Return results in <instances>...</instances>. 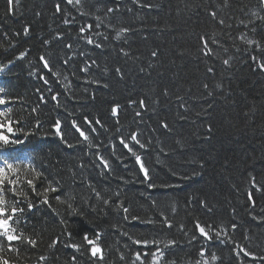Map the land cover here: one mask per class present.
<instances>
[{"label":"trees","instance_id":"obj_1","mask_svg":"<svg viewBox=\"0 0 264 264\" xmlns=\"http://www.w3.org/2000/svg\"><path fill=\"white\" fill-rule=\"evenodd\" d=\"M57 2L60 0H20L15 14H8L7 0H0V45L3 46L0 47V68L13 61L0 71V88L5 89L4 95L11 101L0 106V111L10 107L11 118L20 121L19 124L14 123L13 128H23L31 133L20 138L26 139L25 145L34 156L32 168L43 174L36 178L31 169L23 167L18 173L21 188L37 205L32 212L25 214L27 223H24L25 218H21L20 227L38 242L36 248L26 243L16 245L20 249L18 264H70L74 250L60 244L53 251L48 247L51 241L61 236L63 243H81L85 232L92 237L96 231L102 233L100 244L107 256L105 264H111V261L132 264L135 252L154 250L133 244L129 236L149 241H178V246L170 249L166 256L167 259H175L177 264H195L202 246L208 253L221 258L215 264H240L241 259L243 264H264V260L259 259L264 257V191H256L251 182L255 177L257 186H264V74L253 70L254 65L244 52L247 46L239 40L233 42L224 34L231 32L232 37H236L239 32L246 31L237 29L236 25L240 20L251 18V12L258 7L257 0H230L228 8L217 7L222 5V0H148L156 5L150 10L138 8L130 0H120L121 11L112 17L104 15L105 4L115 7L109 0H90L85 10L91 11V16L82 17L72 5H62L77 19V23L70 27L62 24L60 16L53 15ZM127 8L133 11L128 12ZM212 10H217L233 28L214 22L208 15ZM37 12L42 15L37 16ZM95 15L101 16L105 24L111 19L117 28L130 26L138 30L133 32L129 45L125 47H130L132 54L141 59L133 62L119 55L118 48L124 45L111 39L114 35L111 29H99L110 34L102 50L76 40L78 26L95 24ZM25 25L30 27L27 37L22 34ZM258 27L264 25L258 22ZM57 31H71V35H65L62 42L53 40L52 44L44 45L43 40L52 39ZM201 34L214 35L228 51L213 46L215 55L203 56L199 44ZM261 36L264 32L256 34V38ZM66 42L73 43L71 52L64 48ZM233 43L241 51L237 52ZM156 48L160 50V56L155 67L140 73L139 67L147 68L149 52ZM80 51L96 59L101 69L107 66L109 74L105 76L95 67L89 74L80 72L86 57L79 55L69 65H63L65 52L71 55ZM21 52H27V55L24 59H17ZM41 55L50 58L53 71L61 73L59 77L43 68L39 60ZM228 56L234 57L230 68L222 64V59ZM115 67L124 71L123 80L111 71ZM208 67H214V75L207 72ZM41 75L49 80L48 85L39 78ZM64 76L71 81L67 90L65 85L68 81ZM86 78L101 79L109 87L105 89L87 84L84 82ZM204 83L209 84V90L214 93L212 96H208L202 87ZM216 83H222L223 89H215ZM164 88L169 90L167 97L162 95ZM93 92L95 100L91 99ZM56 93H59L58 101H53L51 97ZM145 95L158 98L159 103L149 102V111L144 114L143 122L137 125L127 102L130 98ZM41 96L44 101H41ZM177 96L184 97L187 112L179 108L181 102ZM114 102L125 106L119 117L122 134L127 135L139 126L143 133L140 139L152 141L147 151L138 147L136 150L149 169L150 182L156 185L154 188H149L148 182L143 181L135 158L123 149L115 136H112V142L116 145V156L108 148L100 149L110 159L113 169L112 174L101 176V170L90 164L95 159L92 153L96 149L88 148L87 142H83L72 126L75 120L82 130H87L85 116L101 118L111 131L98 129V133L89 134L94 143L103 141L107 145L111 132L115 130L114 118L110 115ZM180 116L185 119H180ZM4 120L5 117H0V122ZM56 120L61 121L64 139L56 134ZM161 120L169 123L171 131L160 127ZM37 121L40 127L36 126ZM209 126L212 128L210 133ZM65 140L76 147L68 148ZM117 156L123 159V163ZM81 162L89 167L80 169L78 165ZM200 164L204 167L201 168ZM27 179L34 180L36 192L27 186ZM57 181L64 193L75 195L74 206L83 213L82 216L68 215L66 204L54 199L60 192L48 194L51 207L41 202L42 196L37 193H42L49 182L56 186ZM89 182L113 203L105 206L94 197L84 203L91 195L86 187ZM116 192L120 193L119 197L114 195ZM249 192L253 194L254 207L248 200ZM120 201L130 209L128 214L116 209ZM201 201H206L212 211L202 207ZM173 207L175 214L172 213ZM161 212L172 220V229L160 223ZM125 215L129 216L128 220L124 219ZM132 215L140 217V220H131ZM61 219L67 221V230L73 233L72 241L61 235L65 227L61 225ZM148 219L156 223L142 222ZM197 219L202 225L226 229L231 241L247 248L257 259L237 258L233 251L235 245L231 242L221 243L215 238L205 240L195 228ZM233 223L238 225L235 231L231 229ZM180 224H184L187 235L179 231ZM125 232L128 236L123 235ZM193 234L197 240L189 243ZM221 239L227 240L226 237ZM117 249L124 253V261L119 260ZM6 255L17 259V253ZM40 256H46L48 260L41 261ZM54 256L59 259H54ZM77 256V264H93L86 251L85 255Z\"/></svg>","mask_w":264,"mask_h":264},{"label":"snow or ice","instance_id":"obj_2","mask_svg":"<svg viewBox=\"0 0 264 264\" xmlns=\"http://www.w3.org/2000/svg\"><path fill=\"white\" fill-rule=\"evenodd\" d=\"M99 2V0H97ZM110 3L114 4L115 7H109L107 4H105V17H112L113 14L118 13L121 11V3L120 0H109ZM130 2L138 7V8H145V9H152L156 7V5H153L148 2V0H130ZM258 7L255 11L251 12V18L248 21L240 20L239 24L236 25V28H243L246 31H241L238 33L236 37H232L231 32L224 33L229 39L233 40H239L247 47L244 49L245 54L248 56L249 61L254 65V71H259L260 73L264 74V36H261L260 38H256V34L258 32H264V27H258V22L260 25H264V0H257ZM90 0H60V2H57L54 4V16H60L62 19V24L66 26H71L73 24L77 23L76 17L72 16L71 12H68L65 7H62V5H72L80 16H91L93 13L91 11L85 10V5H89ZM20 0H7V12L8 14H15V10L19 7ZM219 7L228 8L230 7V0H222V5H218ZM126 11L132 12V8H127ZM243 11V9H242ZM37 16L42 15V13L37 12ZM210 18L219 24L222 27H227L228 29H232L233 25L227 23L226 19L219 15V12L217 10H212L208 13ZM94 19L97 21L95 24H85L83 26H78V31L76 34L75 39L78 41H83L84 44L88 46H92L95 49H104L105 44L104 42L109 41L110 34H106L105 32L99 31L102 27L105 29H111V32L114 33V35H111V39L115 40L118 44L124 45L120 46L118 48V54L121 55L124 58H127L129 60H132L133 62L138 61L141 59L140 56H134L131 52L130 47H125L129 45L130 40L132 39V34L135 31H138L136 29H133L130 26H120L119 28L116 27L115 24L112 23V20L109 19L108 23L105 24L101 16L95 15ZM20 33H17L19 35ZM22 34L27 37L30 35V27L28 25H25L22 29ZM251 34V35H250ZM6 35V34H5ZM65 35H71V31L68 32H59L57 31L56 34L52 37V39H45L43 40L44 45H50L52 44L53 40L55 41H64ZM145 40L147 39L146 36L143 37ZM199 44H200V51L201 54L205 57L208 56H214L215 55V49H223L224 52L228 51V48L224 46V44L221 43L219 39H217L214 35L208 36L206 34H201L199 36ZM215 46V49L214 47ZM233 46H235V43H233ZM0 47H3L0 45ZM14 47V45H13ZM74 45L71 42L64 43V48L67 49L69 52L73 49ZM236 51L239 52L241 49L239 47H236ZM27 55V52H21L19 53V56L17 59H24V57ZM76 55H79L81 57H86V59L83 60L82 66L80 67V72L89 74L91 70L95 67L98 70L102 71V73L106 76L109 74L110 69L105 66L104 68H100V65L97 63L96 59L87 56V54L84 51H80L79 53L73 52L71 55H69L67 52L64 53L62 57V63L63 65L67 66L69 65L74 57ZM160 56V50L158 48L152 49L149 52L150 59L147 63V68L141 66L139 67L140 73H145L148 71V69L154 68L156 63L158 62V58ZM234 59L233 56H228L227 58L222 59V64L228 68L232 66V60ZM39 60L42 62L43 68L46 69L48 72L52 73L53 76L59 77L61 75L60 72L53 71L54 65L51 63L50 58L46 57L45 55H41L39 57ZM13 61H8V64H6L4 67L0 68V71H4L5 68H7L10 64H12ZM111 71H114L119 79H124V71L120 67H115ZM207 72L209 74H215L214 67H208ZM150 75V72L148 73ZM75 75V73H73ZM45 85L49 84V80L41 75L39 77ZM64 80L68 81V83L65 85L66 90L70 88L71 81L68 79L67 76H64ZM85 83L87 84H93L97 87H102L107 89L109 87V84L106 82H103L101 79L96 78H86ZM202 87L206 90L208 96H212L214 93L213 91L209 90V84L204 83ZM215 89L222 90L223 84L222 83H216ZM50 92L52 91L51 88L48 89ZM39 91V89H37ZM87 91V89H85ZM5 89L0 88V106L7 105L11 103L10 100L6 98L4 95ZM162 95L167 97L169 95V90L167 88H164L162 91ZM59 93H56L52 95L51 99L53 101H58ZM41 101H44V97H40ZM91 99L95 100V93L93 92L91 94ZM176 99L180 101L179 108L183 109L185 112L188 111L187 105L183 102L184 97L177 96ZM151 102L153 104H158L159 99H152L151 97H148L147 95L143 97H139L136 99L130 98L127 102V108L132 109L134 112V122L139 125L143 122V116L146 112L149 111L148 103ZM125 106L121 105L118 102H114L110 107V115L112 118H114V124H115V130L114 132H111V135L109 136V143L105 145L103 141L100 143H94L92 136L89 133H98V129H103L104 132H110L111 130L107 127V125L104 123V121L101 118H93L89 119V117H84V123L88 125L87 130H82L81 126L75 121H72V126L76 130V132L79 133V137L82 138L83 142H87L88 148H95L96 151L92 153V155L95 157L94 160L90 162L92 167H95L97 169H100V175L105 176L108 174H112V164L110 159L106 158L100 151L102 147L110 149L113 156H116V145L112 142V136H115L118 140L119 144L123 147V149L127 150V153H130L132 157L135 158L136 164L139 166V170L143 175V181L148 182L147 186L149 188H154L156 185L151 183V177L149 175V169L145 166L143 162V158L140 154L137 152V147L139 149L147 151L149 146L151 145L152 141L151 139H148L147 141H142L140 139L141 135H143L142 131L139 129V126H137L136 129L131 130L128 132L127 135L122 134L121 132V124H120V115L124 111ZM154 110V109H153ZM33 112L36 111V109H32ZM254 111V109H253ZM12 109L9 107L6 111H0V117H5V120L0 122V264H18L19 260V251L20 249L16 246L19 244H27L31 246L32 248L37 247V240L32 238L31 236H28L25 234L24 231L21 230V218L24 219V223H27L26 220V213H30L37 207V205L32 202V200L28 199L27 193L21 188L19 184L20 177L18 173L20 172L21 167L26 169H31L32 172L35 173L36 178H40L43 174L40 172H37L35 168H32L30 164H21V163H15L11 162L10 159L3 155L9 148H14V146L18 145H24L25 139H21L20 136L23 135L25 138L28 135H31V133H27L24 131L23 128L20 129H14L13 124H19V120H13L11 118ZM247 116L248 113H245ZM180 119H185V117L180 116ZM36 126L40 127V122H36ZM160 127L165 131H171V127L169 123L166 120L160 121ZM54 128L56 130V134L61 137V139H64L62 131H61V121L56 120L54 124ZM155 131V129H153ZM212 131L211 126L208 128V132L210 133ZM10 134V135H9ZM66 146L68 148H74L76 145L72 143H68L67 140L64 141ZM179 144L180 141H177ZM161 151H164L161 148ZM9 155H11L9 153ZM87 155V153H86ZM118 160H120L121 163H123V159L119 156L116 157ZM78 167L80 169H85L89 167L88 164H85L84 162H81ZM200 167L203 168L204 165L200 164ZM197 173H194L196 175ZM252 186L256 191H264V186L258 187L256 184L255 177L251 178ZM27 186L31 189L32 192H36V185L34 183L33 179H27L25 181ZM86 187L89 189L91 195L87 197V199L84 200V203H88L93 197L101 201L103 205L108 206L113 203L111 198H105L102 195V192L100 190H97L95 185L91 182H89ZM50 192H60V195H57L54 197L56 201L62 204H66L68 209V215H83L82 212L79 211V209L74 206V201L76 199L75 195L72 192L64 193L62 188L60 187L59 181L56 182V186H52V183L49 182L48 187L44 188L42 193H37V195L42 196V203L45 205H48V207H51V204L49 203V196L48 194ZM116 197H119L120 193L116 192L114 193ZM248 200L251 202L252 206H255V201L253 199L252 192H249L248 194ZM17 197H21L22 199H17ZM201 206L206 208L207 211L211 212L212 209L208 207L206 201H201ZM153 205L155 206V201H153ZM116 209L118 211H122L125 214H128L130 212V209L128 207H125L123 202L120 201L118 204H116ZM93 210H95L93 208ZM235 211V210H233ZM176 209L175 207L172 208V213L175 214ZM59 215V213H57ZM131 220L136 221L140 220V217L132 215ZM125 220L129 219L128 215L124 216ZM144 223L154 224L156 221L152 219H148L145 221H142ZM61 225H64V231L61 233L62 236H66L69 241H72L74 239L73 233L71 231L67 230L66 224L67 221L64 219L60 220ZM160 223L168 229H172L174 227V224L172 220L169 219V217L164 213H160ZM238 227L237 224L233 223L231 225V229L233 231L236 230ZM195 228L199 233V236L203 237L207 241H212L214 238L219 240L221 243L231 242L235 245L233 251L235 252V255L237 258L243 257H251L252 259H257L254 253L249 251L247 248L243 247L239 243L235 241H231V238L228 236V232L224 228H213L212 225H202L201 222L197 219L195 221ZM179 231L183 232L185 235H187V231L185 230L184 224H180L178 226ZM102 233L99 231H96L93 233L92 237L88 235L87 232H85L82 236V242L81 243H63L61 241V236L55 237L51 243L48 245L49 249H52L55 251L57 248V245L62 244L65 248H70L73 251V255L70 258V264H77L78 256L77 254L83 256L85 255V251L87 253V256L89 260L93 262V264H105V261L107 260V256L105 251L103 250L100 239H101ZM123 235L128 236V233H123ZM221 237H226L227 240L221 239ZM130 240H132V243L135 245H140L143 248H150L154 250H150L148 252H140L137 251L134 253V260L132 261V264H177V261L175 259H167V253L170 249L178 246V241L176 240H168L167 242H162L159 240H147V239H133L132 237H128ZM247 239V237H245ZM197 240V236L195 234L192 235L191 240L189 243H192L193 241ZM161 244L163 246L161 247ZM127 247V245H125ZM119 252V249L116 250ZM6 253H17V259L13 260L9 258ZM149 256L151 259L149 260ZM198 256L200 257L195 261V264H215V262L219 261L221 258L217 256L215 253H208L207 249L205 247H201ZM119 260L124 261L125 255L123 252H119ZM54 259H59L58 256H54ZM259 259L264 260V257H259ZM41 261H47L48 257L46 256H40ZM111 264H116L115 261H111ZM240 264H243V260H240Z\"/></svg>","mask_w":264,"mask_h":264},{"label":"bare ground","instance_id":"obj_3","mask_svg":"<svg viewBox=\"0 0 264 264\" xmlns=\"http://www.w3.org/2000/svg\"><path fill=\"white\" fill-rule=\"evenodd\" d=\"M22 149H24V148H22Z\"/></svg>","mask_w":264,"mask_h":264}]
</instances>
